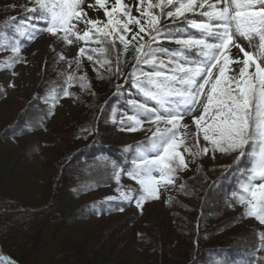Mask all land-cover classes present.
Segmentation results:
<instances>
[{
    "label": "trees",
    "instance_id": "16d2710c",
    "mask_svg": "<svg viewBox=\"0 0 264 264\" xmlns=\"http://www.w3.org/2000/svg\"><path fill=\"white\" fill-rule=\"evenodd\" d=\"M186 16L203 19L196 13ZM173 19L183 25V17ZM173 19L161 18V26L173 25ZM163 46L179 47L168 41ZM116 48L122 45L117 42ZM81 61L89 87L81 88L78 80L72 83L82 92L76 97L80 109L75 116L52 123L46 96L55 90L62 95L69 85L65 67L54 78L57 70L48 60L37 97L0 128V253L17 264H257L259 252L254 259L252 250L264 230L246 227L243 215L230 208L240 180L234 160L218 172L203 168L182 191L178 187L157 228L126 221L122 230L102 236L93 221L125 215L128 206L120 212L115 210L119 203L97 200L76 207L77 200L113 186L114 172L140 163L138 146L149 143L127 148L116 142L113 132L114 113L132 112L120 84L131 78L135 66L131 46L121 56L116 75L86 56ZM4 100L0 88V104ZM18 141L22 144L15 150L11 144Z\"/></svg>",
    "mask_w": 264,
    "mask_h": 264
},
{
    "label": "snow or ice",
    "instance_id": "6c2138e0",
    "mask_svg": "<svg viewBox=\"0 0 264 264\" xmlns=\"http://www.w3.org/2000/svg\"><path fill=\"white\" fill-rule=\"evenodd\" d=\"M83 4L84 0H32L31 7L25 6L24 17L18 22L13 17V34L0 33V50L14 53L0 68L11 69L21 62L19 53L25 46L22 39L31 42L43 33L57 37L65 45L83 42L79 56L106 65L114 75L118 74L121 56L131 46L135 60L130 73L132 86L145 100L128 101L133 114L126 115L130 124L121 130L135 132L145 122L156 128L148 145L138 146L141 162L128 173L141 185L142 193L133 201L132 195L118 189L120 197L108 198L120 200L115 210L123 212L125 203L134 202L142 213L147 200L159 198L160 187L174 185L177 173L188 168L184 153L195 158L211 150L213 154L216 151L237 154L234 170L240 176L239 190L232 192V196L237 204L246 206L245 216L264 224V0H147L146 6L145 0H138L137 10L144 9L139 17L131 14L132 6L123 0H115L111 6L109 0H95V5L103 9L106 22L88 17ZM187 13H196L203 19L198 21L186 16ZM181 17L183 25H176L173 18ZM161 18L173 19L175 26H161ZM80 24L83 29L78 27ZM131 25L138 31H133ZM254 38L259 41L256 53L246 51L239 42L244 40L251 45ZM164 41L179 47L169 49L163 46ZM117 42L122 49L116 48ZM93 44L96 47H90ZM232 47L243 53L242 60L230 57ZM57 59L66 61L63 54ZM66 62L70 68L72 62ZM232 63L240 64L237 76L227 75ZM144 65L151 71H144ZM76 66L79 70V59ZM77 80L81 88L89 87L86 77L67 75L69 86ZM206 88L202 114L193 117L198 130L193 136L197 151L193 152L186 145L187 134L181 129L188 127L184 118L200 106ZM62 95L67 97L70 93L65 90ZM149 101L154 106L149 107ZM120 123L123 125L124 118ZM199 133L211 149L199 147ZM150 153L155 155L150 158ZM114 175L119 184V173ZM183 189L181 185L180 190ZM259 241L252 250L254 259L257 252L264 253V232L259 233ZM214 264L222 262L217 260ZM257 264H264V255Z\"/></svg>",
    "mask_w": 264,
    "mask_h": 264
},
{
    "label": "rangeland",
    "instance_id": "374dc122",
    "mask_svg": "<svg viewBox=\"0 0 264 264\" xmlns=\"http://www.w3.org/2000/svg\"><path fill=\"white\" fill-rule=\"evenodd\" d=\"M114 2L115 0H109V6H111ZM123 2L132 6L131 14L133 16L144 11L143 8L139 11L137 10L139 6L138 0H123ZM212 2H215V0H212ZM89 4L95 5V0H84L83 8L88 13V17L106 22L107 18L103 9H100L98 5H95L93 8H89ZM146 4L147 0H145V6ZM25 6L31 7L32 0H0V33L7 32L9 35L13 34V29L11 27L13 17L16 18V22H18L21 17H24L26 14L24 11ZM153 11L155 12V9H153ZM5 25H8V27L5 28ZM78 27L83 29L84 25L80 24ZM239 42L246 51L255 53L258 46L256 38L251 41V45L244 40H240ZM22 44L25 46L21 48L19 53V55L23 58L21 62L16 63L11 69L0 68V88L5 93V100L0 104V128L4 124L14 120L16 112L22 110L27 102L37 97L38 88L42 82L48 60L53 61L51 64L57 70L55 71L56 73L54 72L53 74L54 78H59L58 71H62L63 66L65 67L64 74H74L75 76H78V78L81 76L86 77L84 63L81 61V57L79 56V47L83 46V42L65 45L63 42H60L57 37H54L49 33H43L31 42L22 39ZM60 54H63L66 57V61L72 62V66L70 68L68 67V63L66 61H58L57 58ZM13 56L14 53L11 51L0 50V65H3L5 61L9 60ZM230 57L233 60H242L244 58L243 53H239V50L235 47L230 49ZM77 59L81 61V67L79 70H77L76 66ZM229 67L231 71H229L227 75L237 76L240 64L232 63ZM252 70L253 69L250 68V72ZM213 71L215 75L217 70L214 69ZM120 84L125 87V101L128 107L131 106L128 103L129 100L135 99L142 101V99H145L142 94L132 86V78L125 77L120 81ZM67 91L70 93L67 97L59 95V92L56 90L50 92L47 96L45 107L51 109L53 113V124L67 122L68 118L75 116L80 109V106L76 102V97L82 95L81 90L71 85L67 87ZM206 95L207 88L205 89V97L201 98L200 106H198L190 116H186L184 118L183 123L188 125V127L186 129H181L182 133L187 134L186 145L191 148L193 152L197 151L196 147L193 146L195 143L193 136L198 132L196 125L193 122V117H199L202 114V107L205 103ZM148 106H154L153 102L149 101ZM132 114V112H127L125 109H121L118 110L113 117V122L115 121L113 128L115 140L117 143L122 144L127 148L134 147L142 141L148 139L150 140L156 128L155 125L145 122L142 125V128L135 132L121 130L122 127H126L130 124V122L126 119V115ZM122 118H124L123 125L120 123ZM161 127H163V125H161ZM197 138L199 139L200 148L207 146L211 149V145L207 141L203 140L202 133H199ZM21 144L22 141H18L11 144V146L13 149L18 150ZM181 152H184L183 148H181ZM154 155V153L149 154L150 158ZM213 155H215L214 159ZM236 155V153L225 154L219 151H216L213 154L210 150L206 155L201 154L193 158L187 153H184L185 160L188 163V168L177 173L178 179H176L174 185H168L167 188L160 187L159 198L147 200L143 204L142 213L136 208L134 202L125 203L128 206V211L125 215H111L103 219H95L93 223L98 226L102 236L112 234L113 232H116V230H122V226L126 225V221H129V223L134 222V224L139 226L152 225L157 228L163 216L167 213L168 205L173 200V196L177 192L178 187L183 185L188 179L195 176V174L203 168L214 172L225 170L230 163L235 160ZM132 169L133 168H126L118 171L120 176L119 184L114 177L113 186L77 200L76 207L88 203L90 204L97 200L120 203L119 199H108L109 197H120L121 191H118V189H122L126 194L132 195L134 201L137 194L142 193V188L135 179L128 175ZM230 208L243 215L246 227L254 228L259 231L264 230V224H260L254 217L244 215L247 211L246 206L237 204L233 196H230ZM121 239L116 242L118 247H120L124 242V240ZM257 255L261 256L264 254L259 252ZM0 257L4 259L6 258L1 255V253ZM0 264L3 263L0 262Z\"/></svg>",
    "mask_w": 264,
    "mask_h": 264
},
{
    "label": "bare ground",
    "instance_id": "6f19581e",
    "mask_svg": "<svg viewBox=\"0 0 264 264\" xmlns=\"http://www.w3.org/2000/svg\"><path fill=\"white\" fill-rule=\"evenodd\" d=\"M0 262H2L3 264H14L12 261H8L7 259H4L2 257H0Z\"/></svg>",
    "mask_w": 264,
    "mask_h": 264
}]
</instances>
